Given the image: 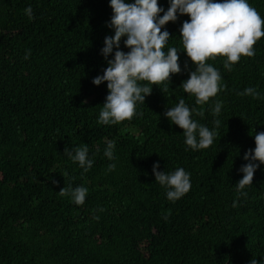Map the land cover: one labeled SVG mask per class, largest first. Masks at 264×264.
Listing matches in <instances>:
<instances>
[{"label":"trees","instance_id":"trees-1","mask_svg":"<svg viewBox=\"0 0 264 264\" xmlns=\"http://www.w3.org/2000/svg\"><path fill=\"white\" fill-rule=\"evenodd\" d=\"M248 2L264 18V0ZM158 3L165 11L170 6V0ZM109 5L110 0H0V264L264 260V164L243 189L246 197L235 187L248 163L244 154L255 148L254 134L264 132V37L254 45V57H241L231 71L223 67L225 57L210 59L226 88L196 105L180 87L195 65L180 37L190 18L178 14L162 31L170 33L167 47L179 51L181 73L154 85L131 120L103 125L98 119L107 83L92 81L108 66L101 50L105 37L114 35L107 26ZM29 6L31 20L24 12ZM125 39L120 50L127 53ZM249 87L259 99L239 95ZM181 98L203 111L193 119L210 130L220 120L209 148L192 150L183 130L164 116ZM216 101L223 104L219 116L212 113ZM109 141L115 142L113 160L104 156ZM82 144L93 161L87 172L64 156L65 148ZM156 163L160 172L182 167L190 173L189 192L168 200L166 188L155 181ZM69 184L88 189L83 205L58 194Z\"/></svg>","mask_w":264,"mask_h":264},{"label":"clouds","instance_id":"clouds-1","mask_svg":"<svg viewBox=\"0 0 264 264\" xmlns=\"http://www.w3.org/2000/svg\"><path fill=\"white\" fill-rule=\"evenodd\" d=\"M109 6L112 16L107 26L114 29V35L105 37L101 50L108 66L103 75L96 76L92 81L96 86L107 83L108 95L98 119V123L103 125H116L131 120L137 114V103L144 104L154 85L170 82L172 75L181 73L179 51L176 47H167L170 33L162 31L169 22L177 21L178 14L190 18L183 22L180 37L184 52L195 65V70L189 73V78L180 87L186 94L195 97L196 105L208 103L210 98L216 97L226 88L222 84L220 71L208 61L225 57L223 67L231 71L241 57H254V45L264 37V18L248 0H170L167 11L160 7L158 0H110ZM24 12L30 20L34 19L31 6ZM125 37L124 46L129 49L127 53L120 50V42ZM114 48V58L108 59ZM30 54L29 50L25 59ZM164 90H167L166 86ZM239 95L260 98L257 89L252 87L246 88ZM222 107V101H216L213 115L219 116ZM193 113L201 117L204 115L202 110L189 107L185 99L181 98L174 107L167 108L164 116L172 125L183 130L188 147L192 150L207 149L214 143L221 122L214 119V128L210 130L194 120ZM254 140L255 148L244 154L243 159L248 163L241 167L243 176L235 186L239 195L245 197L247 193L243 189L252 185L255 172L264 164V132L255 133ZM114 148L115 142L109 141L104 151V156L109 160L114 159ZM88 153L89 147L82 144L75 149L65 148L64 156L78 162L87 172L93 166ZM115 167V164H109L108 170L113 171ZM159 167V163L153 165V174L155 181L166 188L168 200L174 202L189 192L190 173L182 167L171 173L160 172ZM58 194L70 195L74 203L83 205L88 189L84 186L73 188L69 184ZM233 207H236L235 202ZM250 264H264V260L258 262L253 257Z\"/></svg>","mask_w":264,"mask_h":264}]
</instances>
